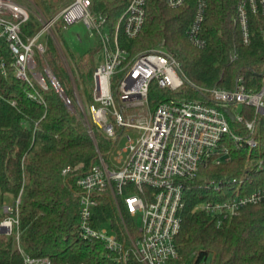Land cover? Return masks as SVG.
<instances>
[{"label":"trees","instance_id":"1","mask_svg":"<svg viewBox=\"0 0 264 264\" xmlns=\"http://www.w3.org/2000/svg\"><path fill=\"white\" fill-rule=\"evenodd\" d=\"M38 1L48 15H53L69 0ZM95 1V8L106 13L111 24H115L127 2ZM207 2L201 31L207 44L202 49L193 46L186 34L196 9L193 0L179 8L168 6L166 0H148L141 32L133 39L121 35L122 46L132 55L163 48L181 64L184 85L178 90L153 88L151 105L170 98L204 100L209 97V88L233 89L238 77L243 78L248 89L262 84L264 15H249L250 39L245 44L235 22L237 0ZM63 26L60 20L56 30L65 44ZM22 28L32 35L41 23L32 13ZM67 49L84 87L94 67L85 56ZM14 61L8 42L0 38V222L10 215L3 211V203L12 204L19 197L20 244L27 254L48 256L50 264H118L102 240L81 236L79 204L73 197L74 178L63 174V169H73L80 163L84 164L80 171L87 170L97 156L96 145L79 112L74 68L64 59L56 39L48 35L45 52L38 54L37 64L43 72L49 65L71 99L72 109L50 81L49 88L44 89L19 79ZM30 93L41 96L43 101L38 102ZM247 110L252 117V111ZM256 136L258 147L236 148L233 144L229 161L204 162L194 177L184 179L181 228L175 239L177 264H198L203 260L207 264H264V198L243 206L220 226L215 215L195 209L207 200H224L264 189V117L257 119ZM98 145L102 151L108 147L103 139L98 140ZM124 216L136 234L135 222L127 214ZM109 222L118 234L122 232L114 198L105 192L95 208L94 225ZM15 236V232L0 231V264L23 263Z\"/></svg>","mask_w":264,"mask_h":264},{"label":"built area","instance_id":"2","mask_svg":"<svg viewBox=\"0 0 264 264\" xmlns=\"http://www.w3.org/2000/svg\"><path fill=\"white\" fill-rule=\"evenodd\" d=\"M189 0H166L168 6L179 8ZM195 13L186 30L189 42L206 47L202 24L207 0H193ZM148 0H127L115 24L106 13L95 8V0H69L53 15H48L31 0L41 28L32 35L23 31L32 11L17 0H0V38L9 45L15 59L16 76L30 86L49 88L50 81L62 95L68 107L73 103L48 64L44 72L38 66L36 53L43 55L47 36L52 35L66 60L54 30L62 20L67 27L83 21L92 35H98L104 52L103 62L93 71V102L87 108L76 89L79 112L96 145V160L87 170L84 164L63 169L74 178L73 197L79 204L78 228L84 239H99L118 264H177L179 253L175 239L181 228L180 211L184 205L185 178L194 177L204 162L220 164L232 156L236 148L259 146L257 119L264 117L263 82L248 89L238 77L233 89L214 86L204 100L170 98L151 105L153 88L178 90L184 83L182 67L176 57L163 48H151L132 55L122 46L121 35L135 38L146 20ZM264 15V0H237L235 22L242 39L249 43V15ZM3 66V64H2ZM5 71V69H4ZM38 102L41 96L30 93ZM241 108L238 111V106ZM229 108L234 118L224 109ZM250 109L253 116H248ZM123 136L124 145L116 147ZM99 137L108 144L103 151ZM261 161L259 167H261ZM115 201L122 221V232L112 223L96 227L95 208L103 193ZM264 198V189L233 196L224 200H207L195 209L215 215L217 225L236 214L243 206ZM18 197L14 203H3L10 214L0 222L4 234L16 233L15 240L22 253V264H50L48 256H31L20 244ZM127 214L136 224L133 234L125 221ZM140 220V224H138ZM198 264H207L205 260Z\"/></svg>","mask_w":264,"mask_h":264},{"label":"rangeland","instance_id":"3","mask_svg":"<svg viewBox=\"0 0 264 264\" xmlns=\"http://www.w3.org/2000/svg\"><path fill=\"white\" fill-rule=\"evenodd\" d=\"M19 1L24 5L28 6L32 11H34L33 14L36 15L35 13L36 11L31 3V0H19ZM61 36L64 43L69 48V50L72 51L77 56L80 55L85 56L90 61V65L94 67V69L97 65L103 62L104 52L102 45L100 44L98 35H92L83 21L79 20L67 27L63 26L61 28ZM35 58L36 60L38 59V53H36ZM39 70H40V66L38 65L35 71H39ZM93 85H94V79L92 75V77H87L84 85L87 99L91 103L93 102V98H92ZM240 108L241 105L238 106V111ZM99 139H102V137H99ZM124 142L125 139L123 136H121L118 139L116 147L124 145ZM137 223L140 224V220H138Z\"/></svg>","mask_w":264,"mask_h":264},{"label":"water","instance_id":"4","mask_svg":"<svg viewBox=\"0 0 264 264\" xmlns=\"http://www.w3.org/2000/svg\"><path fill=\"white\" fill-rule=\"evenodd\" d=\"M36 2H37L38 5L41 7L39 1L36 0ZM54 33H55L56 37L58 38L59 42L61 43V46H62V49H63V51H64V54H65L66 60L68 61V64H69L71 67H73L74 70H75L76 78H77V80H78V90H79L80 96H81V98H82V100H83V102H84V104H85V106H86V108H87L88 101H87V96H86V93H85V89H84L83 84H82V82H81V79H80V76H79V74H78V71H77L76 68H75L74 61H73V59H72V57H71V54L69 53V51H68L67 47L65 46V44H63V43L61 42L60 37H59V34H58V31H57L56 29L54 30ZM224 109L226 110V112L229 114V116H230L231 118H234V114H233V112H232L229 108L225 107Z\"/></svg>","mask_w":264,"mask_h":264}]
</instances>
